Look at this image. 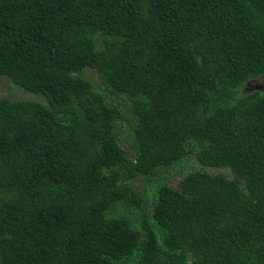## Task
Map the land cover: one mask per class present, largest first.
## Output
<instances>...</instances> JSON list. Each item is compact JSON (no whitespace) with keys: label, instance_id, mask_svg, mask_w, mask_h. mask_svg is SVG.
<instances>
[{"label":"trees","instance_id":"1","mask_svg":"<svg viewBox=\"0 0 264 264\" xmlns=\"http://www.w3.org/2000/svg\"><path fill=\"white\" fill-rule=\"evenodd\" d=\"M1 77L0 264H264V0H0Z\"/></svg>","mask_w":264,"mask_h":264},{"label":"rangeland","instance_id":"2","mask_svg":"<svg viewBox=\"0 0 264 264\" xmlns=\"http://www.w3.org/2000/svg\"><path fill=\"white\" fill-rule=\"evenodd\" d=\"M86 75L92 81L97 80V75L94 73L93 70L87 71ZM248 84H250L251 88L247 87L246 89H243V94H247L255 90L264 91V79L258 78L255 81H250ZM18 89L21 92L18 93ZM22 92L29 93L28 91L24 90L23 88H21L20 86L12 82L9 78L7 77L0 78V97H10L12 99H23L26 96ZM30 99H34V96L30 97ZM207 168L208 170H211L214 173L222 172L227 175H229L230 173L228 170H225V169H211L215 167H211V168L207 167ZM197 169L202 170V168L199 166L196 160L193 157L186 158L182 160L179 165L177 164L176 166L173 165L172 167H170L169 174L172 177L171 181L174 180V183L178 184V182L182 180L184 176L183 174H185L186 172L189 173L190 171H195Z\"/></svg>","mask_w":264,"mask_h":264}]
</instances>
